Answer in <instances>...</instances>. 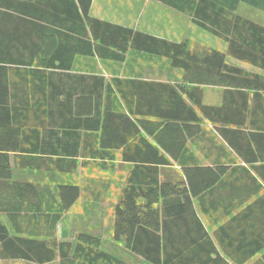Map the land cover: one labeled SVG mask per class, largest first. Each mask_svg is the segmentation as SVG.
Returning a JSON list of instances; mask_svg holds the SVG:
<instances>
[{
  "label": "trees",
  "instance_id": "trees-1",
  "mask_svg": "<svg viewBox=\"0 0 264 264\" xmlns=\"http://www.w3.org/2000/svg\"><path fill=\"white\" fill-rule=\"evenodd\" d=\"M64 1L0 0V13L33 18L38 36L31 50H11L0 35V125L6 128L0 182L12 176L7 151L30 154L36 149L29 144L40 133L57 143L42 151L69 156L68 163L54 162L59 171L76 173L79 158L83 168L114 171L120 152L122 164L131 168L115 208L114 240L141 263L178 264L190 248L176 236L183 230L179 223L195 220L203 228L189 193L215 187L226 169L206 168L211 172L199 181L192 176L198 167L181 163L185 182L161 181L160 167L171 165L165 154L180 162L188 140L199 135L207 121L238 156L264 159V75L227 63L228 56L264 72V26L237 15L241 3L264 13V0H200L193 10L171 3L195 25L225 41L227 54L93 18V0ZM129 52L168 60L181 83L63 75L77 56L123 63ZM205 86L224 88L222 105L204 104ZM133 95L138 107L147 105V112L132 109ZM114 97L122 102L118 112L112 110ZM89 125L95 131L83 135L79 129ZM56 189L58 221L79 199L80 187L59 183ZM53 224L54 235L45 241L15 236V223L9 226L0 220V262L137 264L121 251L104 250L102 239L91 232L80 230L74 241H57L59 223Z\"/></svg>",
  "mask_w": 264,
  "mask_h": 264
},
{
  "label": "crops",
  "instance_id": "crops-1",
  "mask_svg": "<svg viewBox=\"0 0 264 264\" xmlns=\"http://www.w3.org/2000/svg\"><path fill=\"white\" fill-rule=\"evenodd\" d=\"M72 1L77 2L69 0V4H73ZM199 1L93 0L90 15L172 42L190 41L193 49H213L227 54L228 45L225 41L220 39L222 43L208 40L204 36L206 34L197 33L194 29L197 25L193 23L191 17L171 6V3H175L193 10ZM31 2L34 3L35 0H30ZM253 9L255 8L241 3L237 8V15L264 26L262 22L249 16H253ZM72 10L75 14L74 7ZM68 17L70 19V16ZM24 18L28 22L17 19V16L0 13V35H3L4 45L10 46L11 50H31L32 43L37 41V26L31 22L34 19ZM67 23L71 24L69 21ZM215 41L217 43H214ZM23 44H28L29 48H23ZM227 63L251 73L264 75V72L256 67L228 56ZM63 73H67L63 74L65 77L73 78L75 75H89L104 76L107 80L119 77L172 85L181 83L179 72L171 67L168 60L137 52H129L123 63L100 60L97 57L77 56L72 69ZM202 89L205 105H222L224 88L205 86ZM64 95L63 98H66L67 93ZM132 98L134 103L131 107L134 111L147 112V105L144 102L138 107L137 96L133 95ZM185 98L187 103L191 104L186 96ZM121 105V99L114 97L112 110L118 112ZM126 112L129 115V111ZM67 114L69 115V112ZM56 128L59 126L56 125ZM79 131L85 135L95 130L89 125ZM0 132L3 133V136H0L2 153L6 148L1 137L6 135V128L0 125ZM14 141L15 138L12 139V142ZM55 144L57 143L44 138L40 133L38 138L29 144L32 149H36L30 154L7 151L12 176L3 180L6 181L4 183L0 182V205L5 208H0V220L5 224L15 223V236L45 241L54 235L53 223H61L57 227V232L65 235L62 236V241H73L72 236L74 237L80 228H86L92 223L93 228L97 225L99 232H90L102 239V247L106 236L101 223L109 221L112 243L121 244L114 240L113 224L115 208L126 185L131 164L123 165L119 152L114 161L116 164L114 171L83 168L82 158L77 161L79 167L76 173L59 171L54 168V162L59 160L68 163L69 156L55 155L48 150L42 151ZM92 146L95 147V143ZM165 156L171 165L160 167L161 181L185 182L186 175L181 163L189 167H198L192 176L199 181L207 178L211 172L206 168L226 169L215 187L197 195L189 193L190 206L196 212L203 228L197 225L195 220L189 221L187 225H182L181 223H186L183 221L179 223V228L183 230L176 236L180 241L189 242L190 248L178 264H264V159H244L238 156L207 121L203 124L202 132L188 140L187 152L180 162L174 161L166 154ZM59 183L78 185L80 197L57 221L55 214L59 213L61 208L56 189ZM194 242L197 244H193ZM121 252L135 263L144 264L126 249L123 248ZM14 262L32 264L23 260Z\"/></svg>",
  "mask_w": 264,
  "mask_h": 264
},
{
  "label": "rangeland",
  "instance_id": "rangeland-1",
  "mask_svg": "<svg viewBox=\"0 0 264 264\" xmlns=\"http://www.w3.org/2000/svg\"><path fill=\"white\" fill-rule=\"evenodd\" d=\"M252 14H253V16L252 15H249V16H251L252 18H254V20H258V21H260V22H262L263 24H264V13L263 12H261V11H259V10H256V9H253V12H252ZM194 29L197 31V33H199V34H202V33H204V34H206V35H204V36H206L207 38H208V40L210 39V40H216V41H221L220 39H218L217 37H215V36H213V35H211L210 33H208V32H206V31H204V30H202V29H200V28H198L197 26H194ZM203 35V34H202ZM214 42V43H217V42ZM222 42V41H221ZM223 43V42H222ZM85 175V174H84ZM83 174H82V176H84ZM8 225H9V223H7ZM59 224H61V223H59ZM92 223H89L87 226H86V228H80V230L81 231H83V232H90V231H92V232H96V233H98L99 232V228L97 227L96 228V226L93 228L92 226L93 225H91ZM101 225L103 226V228H104V230H103V232H104V236H106L105 238V243H104V246H103V249L104 250H106V251H108V252H112V253H116V252H118V251H122L123 250V247H124V244H114V243H112V241H113V238H111V236H110V223H109V221H108V223H101ZM10 226V225H9ZM106 226V227H105ZM77 228V227H76ZM77 230H79V228L77 229ZM76 234L77 233H75V235H74V237L72 236V240L74 241L75 240V237H76ZM67 235V234H66ZM62 236H63V234L61 235V233H58L57 232V237L58 238H56V236H55V240H57V241H62ZM63 237H65V235L63 236ZM0 264H21L20 262H14V261H12V262H0Z\"/></svg>",
  "mask_w": 264,
  "mask_h": 264
}]
</instances>
